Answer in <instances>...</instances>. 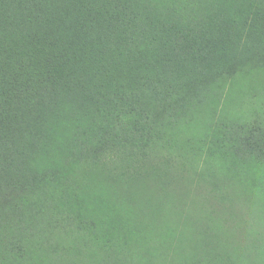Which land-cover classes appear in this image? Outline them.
I'll list each match as a JSON object with an SVG mask.
<instances>
[{
  "label": "trees",
  "instance_id": "obj_1",
  "mask_svg": "<svg viewBox=\"0 0 264 264\" xmlns=\"http://www.w3.org/2000/svg\"><path fill=\"white\" fill-rule=\"evenodd\" d=\"M227 2L212 0V6L203 7L207 4L203 0H0V204L8 201L6 193L13 196L24 188H37L40 179L30 174L37 146L64 132L78 112L96 117L109 114L123 122V110H109L111 105L105 101H114L106 96L117 95L121 102L123 94L142 96L141 90L150 80L153 83L157 71L172 66L174 80L185 88L203 77L206 85L197 84L195 90L215 105L218 99L209 91V82L228 69L232 55L236 58L241 50L252 51L250 46L264 41L261 6L251 7L245 19L239 20L231 16ZM228 97L233 102V95ZM249 110L247 119L222 127L231 148L229 161L224 163L228 168L224 176L202 181L209 191H195L199 194L195 201L204 199L197 211L185 199L184 175L175 178L161 168L153 175L144 172L142 166L134 165L136 156L129 152L123 151L122 158L119 151L109 149L104 167L99 169L94 163L98 170L94 175L87 167L98 183L108 187L129 223L140 230L163 206L183 209L187 230L194 232L197 241L196 250L182 256L183 263L185 257L196 262L200 253L228 250L236 257L240 253L242 262L254 260L256 264L264 258V239L244 219L251 206L242 194L248 185L245 178L251 175L248 164L257 156L264 161L263 104ZM128 131L99 137L76 129L68 135L62 159L75 165L104 160L106 152L99 156L100 148L119 137L125 139ZM49 142L53 148L55 143ZM47 168L45 173L50 171ZM150 184L164 197L150 194ZM236 185L240 187L232 190ZM145 188L149 194L142 193ZM72 234L60 241L70 238L72 243H49L59 259L68 251L69 264H75L73 259L82 264H111L104 252L96 257L99 248L111 245L105 230L97 233L87 224L85 230ZM70 244L78 245L72 248ZM59 259L54 264H64ZM137 264L158 263L145 256Z\"/></svg>",
  "mask_w": 264,
  "mask_h": 264
},
{
  "label": "rangeland",
  "instance_id": "obj_2",
  "mask_svg": "<svg viewBox=\"0 0 264 264\" xmlns=\"http://www.w3.org/2000/svg\"><path fill=\"white\" fill-rule=\"evenodd\" d=\"M203 3H207L203 7L213 5L212 0H203ZM256 5L261 6L264 12V0H238L237 4L230 0V14L239 20L245 19L251 12L249 9ZM247 6V9L243 8ZM261 30L264 32V27ZM250 47L252 51L241 50L236 58L232 55L228 69L209 82V91L214 99H218L215 105L209 99L207 102L203 99V92L195 90L197 84L206 85V81L201 79L203 77L185 88L174 80V70L170 66L156 72L153 83L151 80L146 83V89L141 90L143 95H138L140 97L123 94L121 102L117 95L106 96L114 101H105L111 105L109 110H123V122L109 114L97 113V118L93 113L78 112L80 117L73 124L68 121L64 132L49 137L55 143L53 148L49 139L45 145L37 146L33 157L35 168L30 170L31 175L36 174L40 179H36L37 188H24L13 196L6 193L8 201L4 205L0 202V264H54L59 257L50 249L49 243H72L70 238L60 241L65 234L71 237L73 232L85 230L87 224L97 233L100 228L105 230L111 245L99 248L96 257H101L104 252L111 264L143 263L145 256L158 264H255L254 260L242 262L240 253L237 258L234 251L228 250L218 254L200 253L196 255V262L185 257L186 262L183 263L182 256L190 249L196 250L197 243L196 237L192 236L194 232L187 230L183 209L172 204L163 206L155 217L152 216L146 229L140 230L129 223L126 211L108 187L96 181L87 167L93 169L94 175L98 171L95 164L99 169L106 165L109 149L119 151L122 158L123 151L129 152V155L136 156L134 165L142 166L144 172L153 175L157 168H161L175 178L184 175L187 180H182L181 186H185L183 191L190 209L197 211V208H202L204 199L195 201L199 195L195 191H209L202 181L207 177H222L224 169L228 168L224 163L229 161L231 148L222 136V127L225 125L226 129L233 122L247 119L251 106L258 107L262 103L264 110V41ZM229 94L233 95V102ZM71 125L73 128L69 131ZM76 129L87 131L91 136L99 134V137L129 131L125 133V139L119 137L100 148L99 156L106 152L101 157L104 160H90V164L85 160L83 164L75 165L62 159V150L69 143L68 135H74ZM104 130L108 131L102 133ZM87 137L85 135L84 139ZM134 139L137 142L131 146ZM219 143H223L222 149ZM260 158L257 156L256 161L247 166L251 175L244 177L248 185L242 195L251 206L244 219L264 239V161L260 162ZM49 166L50 171L45 173ZM199 183L203 185L201 189ZM150 187V194L164 197L159 190L155 192L156 185L150 184ZM239 187L236 185L232 190ZM142 191L148 193L146 188ZM163 201L170 202V199L164 198ZM133 238L135 242H132ZM75 246L71 245L72 248ZM61 256L59 260L69 264L70 252H63ZM201 257L210 262H201ZM73 260L75 264H82L78 259ZM256 261V264H264V258Z\"/></svg>",
  "mask_w": 264,
  "mask_h": 264
}]
</instances>
